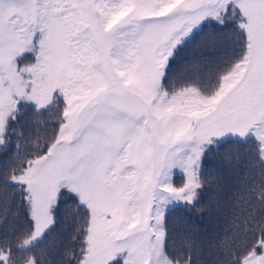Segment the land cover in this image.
<instances>
[{
  "label": "snow or ice",
  "instance_id": "1",
  "mask_svg": "<svg viewBox=\"0 0 264 264\" xmlns=\"http://www.w3.org/2000/svg\"><path fill=\"white\" fill-rule=\"evenodd\" d=\"M249 145L224 236L170 227ZM0 161V264H264V0H0Z\"/></svg>",
  "mask_w": 264,
  "mask_h": 264
},
{
  "label": "trees",
  "instance_id": "2",
  "mask_svg": "<svg viewBox=\"0 0 264 264\" xmlns=\"http://www.w3.org/2000/svg\"><path fill=\"white\" fill-rule=\"evenodd\" d=\"M211 31V28H206L204 33L180 54L185 63L203 60L208 56L211 47L205 46V41ZM250 148L251 145L240 152L233 149L229 153L226 146L220 152L212 154L205 168V176L211 180L212 186L201 200V206L191 210L174 211L170 216V227L196 237L203 234L223 237L231 225V215H225L217 206H224L237 197L241 182L248 177L249 165L255 159V153H249ZM2 167L3 162L0 161V172ZM54 239H57V233H53L42 248H52Z\"/></svg>",
  "mask_w": 264,
  "mask_h": 264
}]
</instances>
